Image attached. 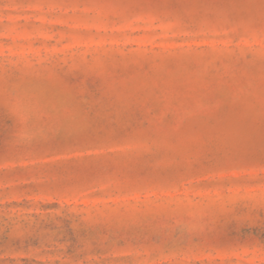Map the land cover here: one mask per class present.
Returning a JSON list of instances; mask_svg holds the SVG:
<instances>
[{
	"label": "rangeland",
	"instance_id": "obj_1",
	"mask_svg": "<svg viewBox=\"0 0 264 264\" xmlns=\"http://www.w3.org/2000/svg\"><path fill=\"white\" fill-rule=\"evenodd\" d=\"M0 264H264V0H0Z\"/></svg>",
	"mask_w": 264,
	"mask_h": 264
}]
</instances>
